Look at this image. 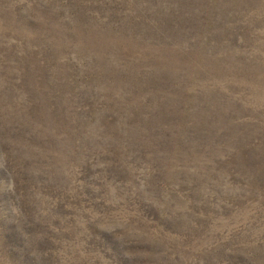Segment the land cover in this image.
<instances>
[{
    "label": "rangeland",
    "instance_id": "rangeland-1",
    "mask_svg": "<svg viewBox=\"0 0 264 264\" xmlns=\"http://www.w3.org/2000/svg\"><path fill=\"white\" fill-rule=\"evenodd\" d=\"M0 264H264V0H0Z\"/></svg>",
    "mask_w": 264,
    "mask_h": 264
}]
</instances>
